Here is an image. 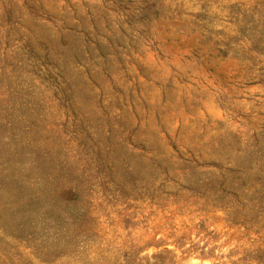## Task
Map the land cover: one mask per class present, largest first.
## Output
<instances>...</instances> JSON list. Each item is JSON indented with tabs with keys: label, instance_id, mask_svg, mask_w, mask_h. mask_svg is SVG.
Listing matches in <instances>:
<instances>
[{
	"label": "rangeland",
	"instance_id": "rangeland-1",
	"mask_svg": "<svg viewBox=\"0 0 264 264\" xmlns=\"http://www.w3.org/2000/svg\"><path fill=\"white\" fill-rule=\"evenodd\" d=\"M263 126L264 0H0V264H264L185 162Z\"/></svg>",
	"mask_w": 264,
	"mask_h": 264
},
{
	"label": "trees",
	"instance_id": "trees-1",
	"mask_svg": "<svg viewBox=\"0 0 264 264\" xmlns=\"http://www.w3.org/2000/svg\"><path fill=\"white\" fill-rule=\"evenodd\" d=\"M245 137L226 153L228 157L222 165L195 167L192 158L185 162L191 170L204 174L196 184L205 190V198L212 197L214 207L229 212L245 225H264V126ZM7 168L8 163L0 160V172H7ZM63 193L74 194L71 190Z\"/></svg>",
	"mask_w": 264,
	"mask_h": 264
}]
</instances>
